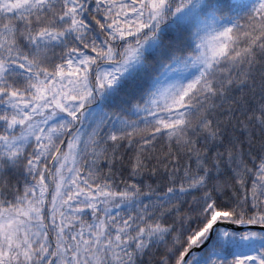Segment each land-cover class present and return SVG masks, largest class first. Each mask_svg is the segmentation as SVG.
Here are the masks:
<instances>
[{
	"label": "snow or ice",
	"instance_id": "1",
	"mask_svg": "<svg viewBox=\"0 0 264 264\" xmlns=\"http://www.w3.org/2000/svg\"><path fill=\"white\" fill-rule=\"evenodd\" d=\"M0 264H264V0H0Z\"/></svg>",
	"mask_w": 264,
	"mask_h": 264
}]
</instances>
